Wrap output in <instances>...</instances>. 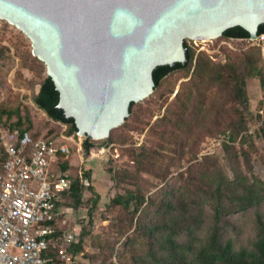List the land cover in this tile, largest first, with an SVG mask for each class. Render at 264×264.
Returning <instances> with one entry per match:
<instances>
[{"label": "rangeland", "instance_id": "rangeland-1", "mask_svg": "<svg viewBox=\"0 0 264 264\" xmlns=\"http://www.w3.org/2000/svg\"><path fill=\"white\" fill-rule=\"evenodd\" d=\"M187 41L196 50L191 70L170 74L149 98L135 105L133 115L113 130L107 140L92 139L94 146L86 153V136L69 134L66 124L52 120L34 102L33 98L47 76L46 65L34 56L32 42L25 33L0 18V116L3 117L0 128L18 120L17 116L9 118L2 111L20 108L21 114L30 118L38 132L52 131L60 137L73 136V140H68L73 145L69 159L74 165L69 168L70 173L76 176L90 169L91 184L101 196L92 209V192L85 190L83 204L79 207L69 205L65 215L67 228L85 229L88 233L85 250L78 254L77 264H164L150 255L151 251L158 258L167 254L158 249V234L147 235L140 227V224L152 226L155 222H164L162 202L175 200L185 191L191 196L195 192L200 193L199 187L204 185L206 188L209 177L216 171H222L231 180L237 174L264 180V141L261 134L264 128V86L258 73L264 76V35L257 40L221 36ZM202 53L216 64H225L228 60L241 64L248 57L256 61L257 73L247 78L249 104L244 110L248 121L246 133L252 136L249 142H242L239 138L230 144L231 148H225L229 130L219 114L220 99L224 94L217 88L201 86L206 91L204 104H201L200 90L193 88L188 114L202 106V112L207 116L205 128L196 126V121H193L194 127L181 130L166 126L162 120L168 111L174 112L178 108V91L191 89L196 60ZM228 93L225 92L226 96ZM236 106L242 109L241 105ZM245 151L247 155L243 153ZM2 156L0 145V162ZM130 190L145 198L137 213L132 212L133 207L126 209L112 202L113 197ZM203 209L205 223L201 234H205L213 223L211 207L205 204ZM259 215L264 219V202L226 216L223 221L224 240H231L235 249L251 248L257 238ZM182 238L186 239L185 234Z\"/></svg>", "mask_w": 264, "mask_h": 264}, {"label": "water", "instance_id": "water-1", "mask_svg": "<svg viewBox=\"0 0 264 264\" xmlns=\"http://www.w3.org/2000/svg\"><path fill=\"white\" fill-rule=\"evenodd\" d=\"M0 18L30 39L78 133L102 140L152 95L158 66L186 62V40L236 26L257 40L264 0H0Z\"/></svg>", "mask_w": 264, "mask_h": 264}, {"label": "trees", "instance_id": "trees-1", "mask_svg": "<svg viewBox=\"0 0 264 264\" xmlns=\"http://www.w3.org/2000/svg\"><path fill=\"white\" fill-rule=\"evenodd\" d=\"M262 35H264V24L259 27V37ZM223 37L250 40L249 32L240 26L227 29ZM193 42L197 43V41ZM185 45L187 52L185 63L158 66L155 69V90L162 85L164 79L170 74L182 70L190 71L194 66L196 50L187 40ZM255 73H257L256 61L252 57H248L241 64L232 60H228L225 64H216L205 53L200 54L195 64L194 78L190 82L192 84L191 89L178 91L176 94L178 108L174 112L168 111L162 120L166 126L176 127L181 130H190L193 126V121H196V126L205 128L207 116L203 114L202 106L200 108L197 107L198 109L194 108L193 113L188 114L192 104L193 88L200 90L199 95L203 98L201 104H204V98L206 97V91L201 86H205V89L210 87L217 88L224 94L222 99H220L222 100L220 101L222 106L219 109V114L223 116L225 127L229 130V140L224 144L225 148H231L230 144L235 143L239 138H241L242 142H249L252 136L246 133L248 121L244 110L248 108L249 104L247 78ZM258 73L264 86V76L261 72ZM225 92H229L227 96ZM33 99L36 105L52 120L66 124L69 127V134L78 133L75 120L67 118L64 110L58 106L60 94L50 76L47 75L44 78L39 92ZM136 104H131L130 116L133 115V109ZM236 105H241L242 109ZM225 113H229L233 117H226ZM2 114H6L9 118L17 116L18 120L11 125L29 131L34 137H45L54 143L63 142V138L55 132L48 131L43 134L35 130L30 118L23 116L20 108L3 110ZM177 117L179 120H176ZM2 122L3 117L0 116V124ZM261 134L264 141V128L261 129ZM94 143L92 138H86L84 142L86 153L90 152ZM70 147L72 153L73 145L70 144ZM2 151L0 171L5 159L3 148ZM243 153L248 154L246 151ZM69 156L65 159L62 156L65 169H71L74 165L73 160L69 159ZM91 177L92 171L90 169L80 172L76 176L70 173L71 187L57 201L58 208H63L65 212L51 222L54 227V233L49 237V249L46 256L52 260V263L58 261L61 251L65 248L69 253L76 255L85 250L87 230L75 229L79 241L68 243L65 241V234L70 228H67L63 220L68 208H70L69 205L79 207L83 204L84 191L87 189L93 195L92 209L97 206L101 196L92 186ZM205 186L206 188H204V185L200 186V193L195 192L193 196L185 191L175 200L162 202L161 209L165 211L163 223L155 222L152 226L140 224L145 234L151 236L158 234L156 238L158 249L159 251L167 252L162 258H158L156 253L151 251V257L164 264H264V219L261 215L257 218V238L251 248L241 247L235 249L232 241H225L223 236V221L226 216L259 206L264 202V180L256 176L249 178L243 174H237L231 180L222 171H216L213 176L209 177V182ZM112 202L116 206H122L126 209L133 207L132 212L137 213L145 202V198L130 190L113 197ZM205 204L209 205L213 211V223L205 234H201L205 223V211L203 209ZM92 211H90L91 214L93 213ZM184 234L186 236L185 240L182 238Z\"/></svg>", "mask_w": 264, "mask_h": 264}, {"label": "built area", "instance_id": "built-area-1", "mask_svg": "<svg viewBox=\"0 0 264 264\" xmlns=\"http://www.w3.org/2000/svg\"><path fill=\"white\" fill-rule=\"evenodd\" d=\"M62 138L54 143L18 126L0 128L5 151L0 171V264H77L78 254L66 248L57 262L46 256L54 233L51 222L65 212L57 201L71 187L62 156L70 155L68 140L73 136ZM65 241H79L75 229L66 232Z\"/></svg>", "mask_w": 264, "mask_h": 264}]
</instances>
